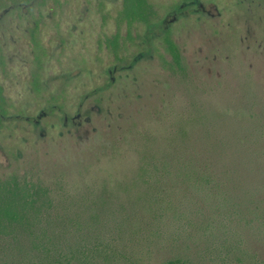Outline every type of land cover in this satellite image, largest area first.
Wrapping results in <instances>:
<instances>
[{"label": "rangeland", "instance_id": "obj_1", "mask_svg": "<svg viewBox=\"0 0 264 264\" xmlns=\"http://www.w3.org/2000/svg\"><path fill=\"white\" fill-rule=\"evenodd\" d=\"M19 1L0 0V83L10 103L0 120V178L112 185L135 175L144 144L161 151L185 140L226 173L241 224L226 243L214 234L223 229L205 225L167 238L142 264L173 256L184 259L175 264H264V0H152L162 21L136 28L120 63L101 40L115 33L122 0ZM165 26L187 83L160 61Z\"/></svg>", "mask_w": 264, "mask_h": 264}, {"label": "trees", "instance_id": "obj_2", "mask_svg": "<svg viewBox=\"0 0 264 264\" xmlns=\"http://www.w3.org/2000/svg\"><path fill=\"white\" fill-rule=\"evenodd\" d=\"M114 20L115 33L101 41L120 63L129 58L126 42L135 40V29L159 24L162 15L152 0H122ZM161 31L163 67L187 83L189 68L172 29L165 26ZM42 56L35 43L37 92ZM9 105L0 83V120ZM226 183V173L185 140L161 151L144 144L135 175L112 185L72 189L59 178L12 172L0 178V264H142L144 252L162 248L165 239H176L183 232L207 231L201 225L223 229L214 234L228 242L231 226L241 224L243 211ZM216 247L222 252L221 246ZM183 260L173 256L167 261Z\"/></svg>", "mask_w": 264, "mask_h": 264}, {"label": "flooded vegetation", "instance_id": "obj_3", "mask_svg": "<svg viewBox=\"0 0 264 264\" xmlns=\"http://www.w3.org/2000/svg\"><path fill=\"white\" fill-rule=\"evenodd\" d=\"M20 1H22V0H20ZM20 1H19V3H21ZM6 10H7V9H6Z\"/></svg>", "mask_w": 264, "mask_h": 264}]
</instances>
